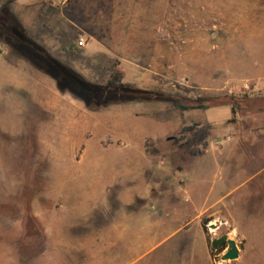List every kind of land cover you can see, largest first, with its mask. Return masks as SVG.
<instances>
[{"label":"rangeland","instance_id":"374dc122","mask_svg":"<svg viewBox=\"0 0 264 264\" xmlns=\"http://www.w3.org/2000/svg\"><path fill=\"white\" fill-rule=\"evenodd\" d=\"M10 7L31 37L90 81L120 73L126 85L183 102L232 99L184 111L160 100L89 110L0 44V264H98V227L118 202L109 195L104 205L90 186L125 171L140 147L155 162L207 166L213 197L226 184L219 217L202 220L209 247L227 234L239 255L221 261L226 243L212 251L215 264L242 251L249 264H264V0H12ZM83 118L90 128L81 129ZM192 122L208 129L197 155L179 140ZM93 127L105 133L99 140ZM79 136L114 150L89 153L75 169L83 142L67 151ZM114 160L121 165L113 168ZM30 216L42 240L23 245L24 233L36 239ZM131 260L123 248L122 263ZM134 260L147 264L145 256Z\"/></svg>","mask_w":264,"mask_h":264},{"label":"crops","instance_id":"0c3cea01","mask_svg":"<svg viewBox=\"0 0 264 264\" xmlns=\"http://www.w3.org/2000/svg\"><path fill=\"white\" fill-rule=\"evenodd\" d=\"M89 120H81V129L90 128ZM96 127L93 130L96 131ZM101 134L105 133L100 130L93 136L99 140ZM79 137V141H71L74 143L67 151L71 154L76 145L83 142L81 161L74 164L75 169L83 167L87 154H97L96 151L103 146L92 147L89 138ZM103 149L114 150L112 147ZM137 149L141 152L127 160L125 171L120 168L113 179L104 180L99 187L90 186L92 194L98 195L104 205L109 195H114L118 202L112 218H106L98 227L101 259L98 264H123V248L128 249L132 258L128 264H137L134 259L143 256L147 258V264H215L202 218L205 215L212 219L219 217L221 211L217 207L229 195L224 181L225 186L213 197L212 185L204 175L207 166L189 163L180 169L173 164L155 162L143 147ZM115 163L121 165L114 160L113 168L118 167ZM240 254L239 259L227 264H249L245 252Z\"/></svg>","mask_w":264,"mask_h":264},{"label":"trees","instance_id":"16d2710c","mask_svg":"<svg viewBox=\"0 0 264 264\" xmlns=\"http://www.w3.org/2000/svg\"><path fill=\"white\" fill-rule=\"evenodd\" d=\"M11 1L6 0L0 5V44L5 45L17 56L30 62L38 70L55 78L59 89L66 88L77 94L89 110L95 111L109 104L131 101H166L174 109L180 111L206 109L211 106L231 103L232 98L230 96L208 97L183 102L170 93L126 85L120 81V73L102 83L90 81L69 64L53 56L44 45L28 34L20 19L12 11ZM231 110L234 112L233 106H231ZM207 134L208 129L205 125L192 122L180 127L179 140L183 142L182 145L190 148L193 155H197L203 152ZM26 208L27 210L30 208L29 200L26 202ZM30 222L36 229V239L31 238L29 233L27 235L24 233L23 245L24 243L39 244L42 240V232L31 216ZM202 226L206 232L204 220H202ZM225 246V241H221L216 246H211L212 258V251L220 253Z\"/></svg>","mask_w":264,"mask_h":264},{"label":"water","instance_id":"95a60500","mask_svg":"<svg viewBox=\"0 0 264 264\" xmlns=\"http://www.w3.org/2000/svg\"><path fill=\"white\" fill-rule=\"evenodd\" d=\"M211 226H214V224H211ZM221 241H225L228 244V247L221 254L220 260L221 261H227V260L236 259L239 255V248L237 246L236 241L233 238L228 237L227 234H222V235L215 237L212 240L211 245L216 246Z\"/></svg>","mask_w":264,"mask_h":264},{"label":"built area","instance_id":"2783aa9c","mask_svg":"<svg viewBox=\"0 0 264 264\" xmlns=\"http://www.w3.org/2000/svg\"><path fill=\"white\" fill-rule=\"evenodd\" d=\"M83 42H84V38H82V37H81V38L78 40V42H77V43H78V45H82V44H83Z\"/></svg>","mask_w":264,"mask_h":264}]
</instances>
